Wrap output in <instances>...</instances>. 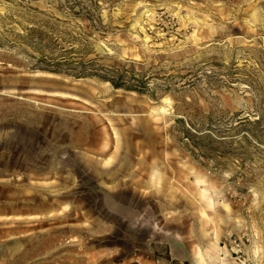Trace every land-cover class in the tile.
Wrapping results in <instances>:
<instances>
[{
  "label": "rangeland",
  "instance_id": "rangeland-1",
  "mask_svg": "<svg viewBox=\"0 0 264 264\" xmlns=\"http://www.w3.org/2000/svg\"><path fill=\"white\" fill-rule=\"evenodd\" d=\"M0 264H264V0H0Z\"/></svg>",
  "mask_w": 264,
  "mask_h": 264
},
{
  "label": "trees",
  "instance_id": "trees-1",
  "mask_svg": "<svg viewBox=\"0 0 264 264\" xmlns=\"http://www.w3.org/2000/svg\"><path fill=\"white\" fill-rule=\"evenodd\" d=\"M48 66H50V65H48ZM49 68H51V67H49ZM56 70H58V69H56ZM45 71H50V72H54V73L58 72V71H51V69H45ZM110 73H113V72H110L108 69H106V70L97 69L94 71V73L90 74L89 76H97V77L111 83L115 89H125L127 91L142 93L141 92L142 90L138 89V87L133 86V85H128V81H126V79H124L123 76H120V75L118 76V74H119L118 71L115 72V73H118L117 77H116V75H114L115 77L111 76ZM144 88L146 89L147 87L145 86ZM183 140H184L183 142H185V146L193 154H195V151L199 150L200 146L196 143V141H192L188 137H186V139H183ZM167 258L169 259V257H167Z\"/></svg>",
  "mask_w": 264,
  "mask_h": 264
},
{
  "label": "crops",
  "instance_id": "crops-1",
  "mask_svg": "<svg viewBox=\"0 0 264 264\" xmlns=\"http://www.w3.org/2000/svg\"><path fill=\"white\" fill-rule=\"evenodd\" d=\"M10 216V215H9Z\"/></svg>",
  "mask_w": 264,
  "mask_h": 264
}]
</instances>
